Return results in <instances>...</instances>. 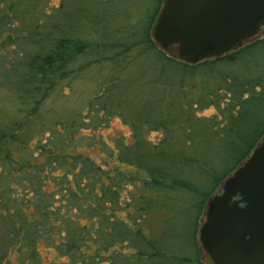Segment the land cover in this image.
Segmentation results:
<instances>
[{
	"label": "trees",
	"instance_id": "16d2710c",
	"mask_svg": "<svg viewBox=\"0 0 264 264\" xmlns=\"http://www.w3.org/2000/svg\"><path fill=\"white\" fill-rule=\"evenodd\" d=\"M163 1L0 0V264H206L207 200L264 135V33L191 63L152 38Z\"/></svg>",
	"mask_w": 264,
	"mask_h": 264
},
{
	"label": "water",
	"instance_id": "95a60500",
	"mask_svg": "<svg viewBox=\"0 0 264 264\" xmlns=\"http://www.w3.org/2000/svg\"><path fill=\"white\" fill-rule=\"evenodd\" d=\"M264 33V0H164L152 38L196 63ZM206 264H264V135L208 198L199 227Z\"/></svg>",
	"mask_w": 264,
	"mask_h": 264
},
{
	"label": "rangeland",
	"instance_id": "374dc122",
	"mask_svg": "<svg viewBox=\"0 0 264 264\" xmlns=\"http://www.w3.org/2000/svg\"><path fill=\"white\" fill-rule=\"evenodd\" d=\"M213 107H210L206 110V112H212L213 111ZM120 131H123L125 132L127 135H130L131 131H130V128L129 126L125 125L120 118H116L113 123H112V126L110 127H105L103 129V133L105 136H108V135H113V134H116ZM154 135V134H153ZM151 223H153L155 226L157 225L156 223V219L153 220L151 219Z\"/></svg>",
	"mask_w": 264,
	"mask_h": 264
}]
</instances>
